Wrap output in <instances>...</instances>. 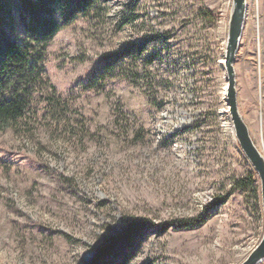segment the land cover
I'll use <instances>...</instances> for the list:
<instances>
[{
	"label": "rangeland",
	"instance_id": "rangeland-1",
	"mask_svg": "<svg viewBox=\"0 0 264 264\" xmlns=\"http://www.w3.org/2000/svg\"><path fill=\"white\" fill-rule=\"evenodd\" d=\"M91 1L46 49L63 104L0 132V264H93L127 219L147 226L104 264H240L264 211L226 95L233 0ZM246 4L235 88L264 156V0Z\"/></svg>",
	"mask_w": 264,
	"mask_h": 264
},
{
	"label": "trees",
	"instance_id": "trees-1",
	"mask_svg": "<svg viewBox=\"0 0 264 264\" xmlns=\"http://www.w3.org/2000/svg\"><path fill=\"white\" fill-rule=\"evenodd\" d=\"M91 5V0H0V132L17 125L39 105L57 108L63 104L45 71L46 49L66 25L62 14L86 13ZM108 68L109 63L103 62L88 79V87L107 77ZM255 175L250 172L235 186L249 189L258 180ZM227 198L218 196L216 204ZM146 226L145 221L125 220L121 235L100 247L93 264L107 263L121 237L136 236Z\"/></svg>",
	"mask_w": 264,
	"mask_h": 264
},
{
	"label": "water",
	"instance_id": "water-1",
	"mask_svg": "<svg viewBox=\"0 0 264 264\" xmlns=\"http://www.w3.org/2000/svg\"><path fill=\"white\" fill-rule=\"evenodd\" d=\"M246 11V0H233V10L229 23V34L224 64L229 81L226 95L229 106V114L233 123L237 140L239 141L242 150L252 163L261 180L262 205L264 211V156L255 145L251 137L249 127L240 113L237 100V91L235 88L234 62L245 24ZM263 260L264 235L261 242L240 264H259Z\"/></svg>",
	"mask_w": 264,
	"mask_h": 264
},
{
	"label": "bare ground",
	"instance_id": "bare-ground-1",
	"mask_svg": "<svg viewBox=\"0 0 264 264\" xmlns=\"http://www.w3.org/2000/svg\"><path fill=\"white\" fill-rule=\"evenodd\" d=\"M152 264V263H151Z\"/></svg>",
	"mask_w": 264,
	"mask_h": 264
}]
</instances>
